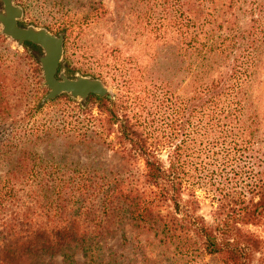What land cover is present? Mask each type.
<instances>
[{
  "label": "rangeland",
  "instance_id": "374dc122",
  "mask_svg": "<svg viewBox=\"0 0 264 264\" xmlns=\"http://www.w3.org/2000/svg\"><path fill=\"white\" fill-rule=\"evenodd\" d=\"M14 2L23 10L21 26L32 24L62 35L61 30L65 29L60 63L77 69L74 73L100 79L107 87L109 99L119 105L118 112L136 119L141 117L142 86L149 82L148 73L150 77L162 76L170 91L182 99L187 97L183 69L186 59L182 55L181 62L178 61L174 44L177 34L173 26V0ZM182 10L187 14L185 5ZM4 38L0 42V108L5 102L8 109L2 113L0 123L12 147L8 163L0 161V264H89L72 245L65 249L61 246L41 249L45 241H56L53 231L64 224H70L75 234L92 237L114 252L107 259L95 257V260L103 259L112 264H220L218 256L200 250L198 239L189 231L185 235L175 231L172 237L154 235L134 225L136 222L129 219L126 207L113 210V206L102 204L91 190L83 189L81 195L70 185H64L60 194L40 188L44 183L51 184L50 178H59L62 186V180L68 177L76 183L105 178L127 182L143 172V163L137 157L116 151V145L111 150L96 137L86 143L76 142L77 137L59 136L49 141H28L34 129L40 131L41 127L55 123L53 119L49 121L54 109L68 106L75 111L76 107L63 97L42 102L47 89L42 85L38 62L33 64L27 55L25 57L22 45L18 47L14 41ZM116 55L119 56L117 63ZM177 65L181 68L179 73ZM31 66L38 70L31 72ZM63 66L60 69L64 72ZM251 94L257 99L253 114L254 148L264 157V55ZM37 99L43 106L37 111L31 110L29 115ZM90 109L93 116L98 115L96 107ZM113 136L109 134L108 139ZM206 146L204 139L195 146L191 161L200 157L205 163L192 174L202 180L195 188L196 214L210 224L217 211L218 188L229 197L235 195L230 166L237 162L228 159L223 171L213 170L212 150L215 149ZM161 148L158 155L164 160L169 147ZM36 157L40 161L32 162ZM45 162H53L50 165L56 168L27 170L33 163ZM57 164L62 166L57 168ZM76 197L80 199L77 203ZM155 211L165 215L170 209L163 204ZM241 229L259 236L264 243V220L258 225H242Z\"/></svg>",
  "mask_w": 264,
  "mask_h": 264
},
{
  "label": "trees",
  "instance_id": "16d2710c",
  "mask_svg": "<svg viewBox=\"0 0 264 264\" xmlns=\"http://www.w3.org/2000/svg\"><path fill=\"white\" fill-rule=\"evenodd\" d=\"M173 3L177 59L181 62L182 55L186 59L183 69L188 95L185 99L170 91L162 76L150 77L149 73V82L142 86L144 96L139 119L118 112L119 105L106 96L88 94L84 100L75 101L67 94H60L53 99L63 97L66 102L75 103L76 110L71 111L73 107L68 106L54 109L49 121L53 119L55 123L41 127L40 131L34 129L28 138L34 142L49 141L54 136L77 137L76 142L86 143L96 137L111 150L116 145V151L139 158L143 172L127 182L105 178L76 183L68 177L62 180V186L59 178H50L52 183H44L40 188L60 194L64 185H70L81 195L83 189L91 190L102 204L113 206V210L126 207L129 219L136 222L134 225L154 235L172 237L175 231L178 235L191 232L198 239L200 250L218 256L220 264H264L262 239L241 229L242 225H258L264 220V157L254 148L253 114L257 99L251 94L264 55V0H186L185 3L173 0ZM183 5L187 14L182 10ZM62 29L65 41V29ZM4 40L0 35V42ZM22 48L25 57L35 64L39 47L24 41ZM118 60L116 55V63ZM62 66L60 63L58 70ZM63 67L67 77H72L77 70L67 64ZM36 69L31 66V72ZM180 69L177 65V73ZM3 105L0 121L8 109L5 102ZM42 106L37 99L29 115L31 110L37 111ZM91 106L97 108L98 115L91 114ZM5 133L0 123V161L8 163L12 146ZM111 133L114 136L109 140ZM203 139L215 149L212 150L213 170L223 171L225 160L237 162L230 166L235 195L229 197L218 188L217 211L210 224L196 214L195 188L202 180L192 174L205 164L200 157L191 161L194 147ZM164 146L169 148L162 160L158 154ZM38 160L36 157L31 161ZM52 163H33L28 169L26 163V169L54 170L56 166H51ZM58 165L62 166L57 164V168ZM163 204L169 212L165 215L154 212ZM53 234L56 241H45L41 249L52 250L58 246L65 249L72 245L89 264H112L95 260V257L107 259L114 255L110 248L92 237L75 234L70 224L55 227Z\"/></svg>",
  "mask_w": 264,
  "mask_h": 264
},
{
  "label": "water",
  "instance_id": "95a60500",
  "mask_svg": "<svg viewBox=\"0 0 264 264\" xmlns=\"http://www.w3.org/2000/svg\"><path fill=\"white\" fill-rule=\"evenodd\" d=\"M22 15V8L14 0H0V34L14 41L18 47L27 41L40 49L37 62L42 85L47 89L42 102L60 94H67L77 101L84 100L88 94L109 98L107 87L100 79L79 73L67 77L62 69L58 70L63 54V35L32 24L21 26L18 22Z\"/></svg>",
  "mask_w": 264,
  "mask_h": 264
}]
</instances>
